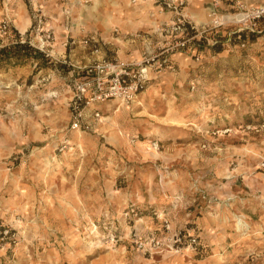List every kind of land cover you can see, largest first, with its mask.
Listing matches in <instances>:
<instances>
[{"label":"rangeland","instance_id":"1","mask_svg":"<svg viewBox=\"0 0 264 264\" xmlns=\"http://www.w3.org/2000/svg\"><path fill=\"white\" fill-rule=\"evenodd\" d=\"M210 6L198 24L236 11ZM175 19L162 0H0V48L28 41L49 59L0 66V264H264V31L208 33L136 102L99 103L80 139L71 128L62 61L85 63L58 47H120L124 23L153 22L137 31L155 52Z\"/></svg>","mask_w":264,"mask_h":264},{"label":"built area","instance_id":"2","mask_svg":"<svg viewBox=\"0 0 264 264\" xmlns=\"http://www.w3.org/2000/svg\"><path fill=\"white\" fill-rule=\"evenodd\" d=\"M234 1L235 12L218 14L214 11L209 23L198 24L185 12L184 0H162L164 5L176 12V19L168 30L170 39L157 51L145 54L141 59L122 61L105 58L84 65L63 60L71 66L72 75L76 78L71 101V128L92 130L103 117L99 103L114 100L136 102L153 78L175 70L173 55L176 52L197 49L201 45L198 41L207 38L208 33L214 34L210 40L216 44L219 39L215 32L229 24L237 25V32H263L264 5L250 7L244 0ZM97 42L94 37L82 41L85 46L93 47L94 52H100Z\"/></svg>","mask_w":264,"mask_h":264},{"label":"crops","instance_id":"3","mask_svg":"<svg viewBox=\"0 0 264 264\" xmlns=\"http://www.w3.org/2000/svg\"><path fill=\"white\" fill-rule=\"evenodd\" d=\"M188 2V6H187V11H190V13L192 14V16L194 17V15H203L205 14V16H207V14L209 13V10H211V6H210V1L211 0H186ZM247 2L251 5H264V0H247ZM195 13V14H194ZM172 17V13L167 12V13H161L160 15H158L157 18H155L154 20H152L153 22H166L171 20ZM143 23V22H132V24H127L124 23L123 24V29H122V34L124 35L123 39H126L127 42L123 41V39L121 40L122 46H115V47H111L108 45V42L105 41L104 37H99V39L103 40V42L105 43V47L100 51V52H87L85 50H83V54L80 55L79 57L77 56V53H72V49H68L66 45V41H64V44L62 45V47H58L57 50L59 51H63L64 52V56H68L67 58H70L72 60H74L75 58H81L80 62L82 63H91L94 62L96 60H102L105 58H117L119 60L122 61H130L133 59H137L140 58L142 56H144L145 54H148L150 52H153L156 47L153 45V38L149 35V34H141L138 33L139 31L137 30H142L143 28L145 30H152V28L156 25V23ZM144 24V25H143ZM142 25V26H141ZM138 33V34H137ZM86 49V48H85ZM75 50V49H74ZM115 52L116 55L111 54V52ZM52 54V53H51ZM74 55V57H73ZM79 61V60H77Z\"/></svg>","mask_w":264,"mask_h":264},{"label":"trees","instance_id":"4","mask_svg":"<svg viewBox=\"0 0 264 264\" xmlns=\"http://www.w3.org/2000/svg\"><path fill=\"white\" fill-rule=\"evenodd\" d=\"M243 33L240 37H243ZM216 52H221L223 50L221 45H217L214 47ZM38 59L41 58L43 61H49L46 59V54L33 47L28 41L21 42L17 41L14 45L11 46H3L0 48V66L5 67L9 64H16L19 60H28V59ZM61 66H66L63 63H60ZM67 71L71 70V67L65 68ZM3 233V228L0 227V234ZM1 237V236H0Z\"/></svg>","mask_w":264,"mask_h":264},{"label":"bare ground","instance_id":"5","mask_svg":"<svg viewBox=\"0 0 264 264\" xmlns=\"http://www.w3.org/2000/svg\"><path fill=\"white\" fill-rule=\"evenodd\" d=\"M93 5V4H92ZM195 14V13H194ZM208 15V14H207ZM109 17V16H108ZM194 18H195V20L197 21V22H203V21H207L208 20V18H207V16H205V14H203V15H194ZM116 19V21H120V20H118L117 18H115ZM114 19V20H115ZM111 20V19H110ZM20 30L23 32V31H25L26 30V25L25 24H21L20 25ZM79 28V27H78ZM71 92V91H70ZM113 102V101H112ZM142 102V101H141ZM125 103V102H124ZM123 105V104H122ZM117 126V125H116ZM76 137H77V139H80L81 138V136H82V133H81V131H77L76 133Z\"/></svg>","mask_w":264,"mask_h":264}]
</instances>
